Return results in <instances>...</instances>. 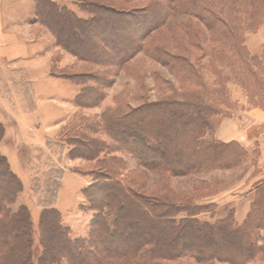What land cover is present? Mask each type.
<instances>
[{
    "label": "trees",
    "instance_id": "obj_1",
    "mask_svg": "<svg viewBox=\"0 0 264 264\" xmlns=\"http://www.w3.org/2000/svg\"><path fill=\"white\" fill-rule=\"evenodd\" d=\"M35 2L39 15L54 18L63 48L69 49L63 42L66 36L75 37L72 45L79 42L84 47L76 56L124 69L143 52L167 66L178 84L158 76L157 85L168 91L158 101L142 98L139 106H133L119 100L107 108L89 130L105 131L115 145L92 138L85 130L71 129L70 154L96 163L89 173L92 181L83 190L89 209L96 211L87 239L71 237L55 206L42 210L43 232L35 239L29 209L21 206L12 211L22 185L7 156L0 155V264H105L108 260L170 264L184 258L199 264H246L261 254L264 257V182L257 184L241 222L234 211L214 221L201 220L202 213L212 211L213 216L216 206L198 203L192 193L177 192L167 183L160 190H144L133 175L121 172L123 160L112 155L123 149L148 170L186 176L234 167L244 154L251 153L239 142L207 136L215 120L231 117L239 108L229 83L243 90L248 106L264 110V41L260 54L247 44V32L264 27V0H150L146 15L125 6L82 0L78 6L87 17L56 1ZM109 15L119 22L110 24ZM143 17L149 23L137 21ZM171 17L196 20L192 33L188 35L186 26L182 30L188 35L185 40L177 38L186 45L177 41L174 50L169 44L150 41ZM132 27L139 29L135 36L140 40L118 46L125 42L122 34ZM94 33L107 45L93 39ZM61 77L81 86L76 100L81 107L86 98L101 102V90L93 81L106 85L104 79L76 73ZM4 138L0 123V142Z\"/></svg>",
    "mask_w": 264,
    "mask_h": 264
},
{
    "label": "rangeland",
    "instance_id": "obj_2",
    "mask_svg": "<svg viewBox=\"0 0 264 264\" xmlns=\"http://www.w3.org/2000/svg\"><path fill=\"white\" fill-rule=\"evenodd\" d=\"M81 1L64 0L63 4H60L80 16L87 17L86 11L78 6ZM90 1L107 7L125 6L126 9H136L134 11L142 12L143 15L147 14H144V10L151 6L150 0ZM4 7L8 24L15 22L23 25L20 38L29 39L27 46L30 54L15 60L0 58V123L5 132L4 140L0 142V155L7 156L22 185L11 205L12 211H17L21 206L29 209L34 236L38 239L43 232L42 210L55 206L61 213L64 225L69 228L71 237L87 239L90 237L91 221L96 211L89 209L83 190L92 181L89 173L96 168V163L70 154L73 147L69 140L73 134L71 129L76 127L80 133L85 130L90 137L115 145L116 141L108 133L102 130L92 133L89 127L98 122L103 112L119 100L130 102L133 106H139L142 98L158 101L168 91H163L161 86L157 85L156 78L161 76L178 84L177 76L167 66L155 62L143 52L133 57L124 69L84 60L75 55L76 51L84 50L79 42L71 44L75 37L63 38V42L69 47L68 50L59 44L58 35L62 38V34L58 32V25L54 18L41 16L36 12L34 0L5 3ZM109 16L110 24L119 22L115 15ZM187 19L171 17L162 29L154 32L150 41L157 45L169 44L174 50L178 46V39L185 40L189 33L195 30L196 20ZM137 21L149 23L145 17ZM185 26L189 30L188 35L182 31ZM137 31L139 29L136 27L126 30L122 34L125 42L118 40L121 42L118 46H131L133 40H140L139 36H135ZM93 36V39L97 37L99 42L103 41L107 45L100 35L94 33ZM263 41V26L257 31L247 32V44L254 54L261 53ZM186 43L182 41L181 46ZM115 46L118 49L117 44ZM64 73L88 74L91 78L94 77V80L104 79L107 86L96 85L93 81V86L101 90V102L96 103L93 99L86 98L83 107L78 105L76 100L81 86L61 77ZM229 87L240 107L241 100L246 98L243 90L234 83H229ZM223 119L225 118L214 121L207 138L216 139V129ZM112 155L123 160L125 169L121 172L125 176L133 175L143 184L144 190H160L165 187L164 183H167L177 192L192 193L199 199L198 203L216 206L213 216L212 211L202 213L199 215L201 220L214 221L234 211L236 219L241 222L255 198L254 190L257 184L264 182V163L261 162L258 149L244 154L234 167L202 170L186 176H169L167 173L148 170L139 165L131 153L123 149L115 151ZM49 235L52 239L54 232L50 230ZM120 263L113 260L105 262ZM176 263L199 264L192 258H184ZM246 264H264V257L261 254Z\"/></svg>",
    "mask_w": 264,
    "mask_h": 264
},
{
    "label": "crops",
    "instance_id": "obj_3",
    "mask_svg": "<svg viewBox=\"0 0 264 264\" xmlns=\"http://www.w3.org/2000/svg\"><path fill=\"white\" fill-rule=\"evenodd\" d=\"M21 1L29 2V0ZM52 1L63 4L64 0ZM18 2L20 0H0L1 60H5V58L15 60L17 57L30 55L27 46L29 39L20 38L23 25L15 22L8 24L5 20L7 16H5L4 4ZM245 99L241 100L239 110L235 111L231 117H227L220 122L216 129V139L223 142H239L249 152L258 149L261 155V162L264 163V110L259 107L248 106L247 99Z\"/></svg>",
    "mask_w": 264,
    "mask_h": 264
}]
</instances>
